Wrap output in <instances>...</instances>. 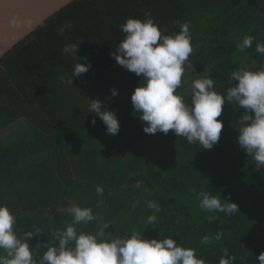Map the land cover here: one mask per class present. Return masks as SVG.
<instances>
[{"label": "trees", "instance_id": "16d2710c", "mask_svg": "<svg viewBox=\"0 0 264 264\" xmlns=\"http://www.w3.org/2000/svg\"><path fill=\"white\" fill-rule=\"evenodd\" d=\"M147 15L163 35L178 33L176 22L190 25L187 62L196 75L182 79L176 90L186 101L195 79L209 74L215 90L226 95L232 71L253 62V71L264 67V56L255 51L256 43H264V0H75L0 59V205L16 217L18 236L40 230L28 241L37 261L72 222L62 209L75 204L90 208L95 217L76 225L78 232L95 233L109 223L106 235L170 237L195 249L205 264H219L225 248L235 256L234 264H259L264 168L257 169L236 142L244 110L235 103L223 105L217 118L223 123L220 138L209 150L171 130L146 134L133 111L130 97L141 78L110 53L124 38L120 25ZM65 22L71 28L61 35ZM246 35L255 39L241 51ZM72 43L79 45L77 57L62 52ZM80 57L87 58L89 71L73 78V85L65 83L62 78L71 76L75 64L85 63ZM92 99L102 102L101 111L115 113L118 134H108L99 117L89 113ZM98 185L103 196L95 191ZM201 192L235 202L240 212L202 210ZM149 201L161 207L153 225L146 224L154 214ZM218 232L223 234L219 240ZM204 236L209 244L201 243Z\"/></svg>", "mask_w": 264, "mask_h": 264}, {"label": "clouds", "instance_id": "9594fccd", "mask_svg": "<svg viewBox=\"0 0 264 264\" xmlns=\"http://www.w3.org/2000/svg\"><path fill=\"white\" fill-rule=\"evenodd\" d=\"M179 32L163 35L151 15L141 21L127 18L120 25L124 38L115 52L110 53L116 63L141 78V82L131 94L133 111L139 113L146 134L157 132L165 135L171 130L176 137L186 138L189 144H199L209 150L218 143L223 128L221 116L223 105L235 103L244 114L237 123L241 126L236 142L247 156H252L257 169L264 168V67L253 71L255 62L248 68L234 70L229 76L226 95L215 90L214 79L209 74L192 82L190 100L176 94L181 86L185 72L184 64L192 53L190 25L176 22ZM71 24L65 22L59 29L63 35ZM254 37L244 36L238 45L241 51L251 48ZM79 45L66 44L62 52L77 57ZM255 51L264 56V43H256ZM85 63H76L72 74L64 82L73 85V78H79L89 71L90 63L86 57H80ZM80 61V60H79ZM212 69H209V71ZM208 71V73H209ZM235 81L233 85L231 82ZM112 96L118 90H110ZM101 101L90 100L89 113L95 114L106 126V132L116 135L119 122L113 111H101ZM95 119L91 121L95 124ZM97 195L103 196L104 189L96 186ZM199 207L207 212H220L233 215L239 211L235 202L222 199L207 192L198 194ZM148 207L154 211L146 220L153 225L161 211L158 203L149 201ZM72 217V222L56 234L58 243L47 246V250L34 258L28 241L40 230L24 232L18 236L14 225L16 217L7 206L0 205V264H205L197 258L195 249L180 246L170 237L162 239H142L141 233H132L128 237L106 235L109 223L98 227L95 233L77 231L76 225H87L95 217L90 208H81L75 204L62 209ZM210 217L209 219H213ZM216 234V239L222 238ZM208 236L201 239L202 244H209ZM219 264H234L235 256L228 249L222 250ZM259 264H264V252L257 257Z\"/></svg>", "mask_w": 264, "mask_h": 264}, {"label": "water", "instance_id": "95a60500", "mask_svg": "<svg viewBox=\"0 0 264 264\" xmlns=\"http://www.w3.org/2000/svg\"><path fill=\"white\" fill-rule=\"evenodd\" d=\"M75 0H0V59Z\"/></svg>", "mask_w": 264, "mask_h": 264}, {"label": "rangeland", "instance_id": "374dc122", "mask_svg": "<svg viewBox=\"0 0 264 264\" xmlns=\"http://www.w3.org/2000/svg\"><path fill=\"white\" fill-rule=\"evenodd\" d=\"M184 68H185V72L182 77L183 80H190L193 77H195L196 73L187 61L184 64ZM190 88L192 90V85L190 86Z\"/></svg>", "mask_w": 264, "mask_h": 264}, {"label": "bare ground", "instance_id": "6f19581e", "mask_svg": "<svg viewBox=\"0 0 264 264\" xmlns=\"http://www.w3.org/2000/svg\"><path fill=\"white\" fill-rule=\"evenodd\" d=\"M38 29V28H37Z\"/></svg>", "mask_w": 264, "mask_h": 264}]
</instances>
